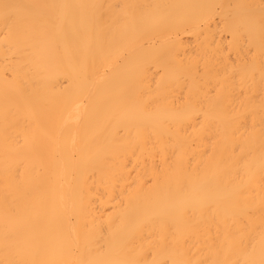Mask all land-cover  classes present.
Returning a JSON list of instances; mask_svg holds the SVG:
<instances>
[{
	"label": "bare ground",
	"instance_id": "bare-ground-1",
	"mask_svg": "<svg viewBox=\"0 0 264 264\" xmlns=\"http://www.w3.org/2000/svg\"><path fill=\"white\" fill-rule=\"evenodd\" d=\"M0 264H264V0H0Z\"/></svg>",
	"mask_w": 264,
	"mask_h": 264
}]
</instances>
